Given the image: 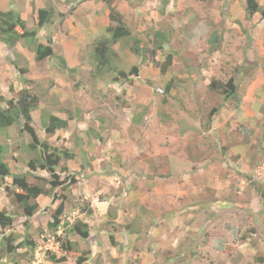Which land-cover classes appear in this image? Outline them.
<instances>
[{
  "label": "rangeland",
  "instance_id": "374dc122",
  "mask_svg": "<svg viewBox=\"0 0 264 264\" xmlns=\"http://www.w3.org/2000/svg\"><path fill=\"white\" fill-rule=\"evenodd\" d=\"M231 1L114 0L133 35L150 47L152 32L165 31L174 51L170 68L161 72L150 55L141 60L115 44V62L139 70L121 85L109 73H94L91 47L109 24L102 0L45 3L66 16L38 39L53 32L54 52L73 72L57 58L36 61L24 43L22 54L0 43V94L15 98L26 88L40 96L32 112L40 138L41 110L69 121L67 130L48 138L72 154L66 164L78 182L68 217L89 223L90 238L79 247L95 249L83 264H264V19L236 23ZM212 31L222 36L216 45L207 41ZM13 60L27 68L24 77L31 82L22 81ZM230 76L240 78L238 104L208 88L211 78ZM169 79L173 89L164 95ZM218 105L205 130L204 113ZM28 140L16 126L0 137L13 173L26 167L20 145ZM48 201L42 196L38 202ZM1 207L15 208L2 184ZM82 207L91 214L79 212ZM47 218L44 212L35 217L34 232ZM20 221L14 231L21 230ZM37 239L40 260L46 249H56L38 233Z\"/></svg>",
  "mask_w": 264,
  "mask_h": 264
},
{
  "label": "trees",
  "instance_id": "16d2710c",
  "mask_svg": "<svg viewBox=\"0 0 264 264\" xmlns=\"http://www.w3.org/2000/svg\"><path fill=\"white\" fill-rule=\"evenodd\" d=\"M102 1L109 9V24L105 27V34L96 38L91 47L95 75L102 76L109 73L112 75V82L118 85L132 81L138 76L137 65L126 70L115 62L114 59L118 56L113 49L115 44L128 47L129 51L141 60H144L147 54L150 55L152 63L157 65L161 72L167 71L174 61V51L168 48L167 33L159 29L153 31L148 37L151 43L148 47L140 35L131 33L114 0ZM161 1L166 3L168 0ZM35 11L34 25L30 26L12 6L6 10L0 9V43L9 51L15 50L17 44L24 43L34 51L36 61L57 58L62 68L73 72L75 68L68 66L66 58L54 52L53 32L46 35L45 41L38 40V33L45 35L46 28L52 26L57 18L63 23L66 13L57 11L53 5ZM244 11L245 20H250L255 13L260 15V19H264V0L262 4L257 0H245ZM235 21L241 24L240 20ZM221 38L220 34L212 31L207 41L209 45H216ZM11 64L24 83L31 82L24 77L27 72L26 67L19 66L14 60ZM238 73L242 75V71L239 70ZM239 83L240 78L235 76L227 79L211 78L208 88L219 94L223 102L234 100L238 104ZM173 84V79L166 82L163 88L164 95L170 94ZM39 102L40 96L26 88H22L15 98H6L0 94V137L9 127L16 126L18 133L29 139L20 145L28 156L25 160L26 167L14 173L4 161L6 145L0 142V185H4L6 195L15 206L11 211L0 208V264H29L36 260L35 250L41 245L37 233L43 236L44 241H49L56 248L53 251L46 249L45 259L49 264H66L70 257L74 259L75 264H83L88 260L91 251L89 248H80L79 241L85 242L90 238V225L80 216L73 219L68 217L72 186L78 182L77 172L70 170L66 164L67 160L72 159L70 151L67 148L51 145L48 138L57 131L67 130L69 121L48 110H41L43 138H40L32 124V112L38 108ZM220 108L221 105H218L207 110L200 126L205 130L210 129ZM91 133L94 131L92 130ZM97 138L100 140V136ZM8 178L11 179L10 183H7ZM42 196L49 199L48 204L44 206L38 202ZM40 212L46 213L48 218L45 227L36 228L38 231L34 232L32 228L35 217ZM79 212L91 214V209L85 210L82 207L79 208ZM18 219L21 220L18 224L21 230L17 232L14 229L15 221L17 220L18 223ZM130 230L135 232L138 229ZM113 237L112 234L109 235V242L116 244Z\"/></svg>",
  "mask_w": 264,
  "mask_h": 264
},
{
  "label": "crops",
  "instance_id": "0c3cea01",
  "mask_svg": "<svg viewBox=\"0 0 264 264\" xmlns=\"http://www.w3.org/2000/svg\"><path fill=\"white\" fill-rule=\"evenodd\" d=\"M46 1H59V0H13V4L15 5V9L20 13L21 17L28 21L29 25H32L34 23L33 20V11L35 9L41 8V7H45V3ZM127 1V0H126ZM259 4H262L263 0H257ZM12 4V0H0V8H2L3 10L8 9ZM244 5H245V0H232L230 6V12L233 14L234 17H232L233 19H238V20H242L245 17V11H244ZM241 12V16L239 14H234V12ZM252 18L254 19H259L260 15L258 13H255ZM245 20V19H244ZM41 34V33H40ZM40 41V39H38ZM43 41V40H41ZM23 46L19 43L16 45V51L20 52L21 54L23 53L21 51V48ZM39 200V199H38ZM42 244L40 246H38V248L35 250V257L36 260L32 261L29 264H39V263H48V261H46L45 257L41 258V260L38 258V255L40 253V249L42 248ZM45 246V245H44ZM90 249V255L91 253H94V250L92 247H88ZM99 253L96 252V255H98ZM69 261H72V258H68L66 264H68ZM87 261V260H86Z\"/></svg>",
  "mask_w": 264,
  "mask_h": 264
},
{
  "label": "clouds",
  "instance_id": "9594fccd",
  "mask_svg": "<svg viewBox=\"0 0 264 264\" xmlns=\"http://www.w3.org/2000/svg\"><path fill=\"white\" fill-rule=\"evenodd\" d=\"M35 11V10H34ZM34 11H33V14H34ZM36 12V11H35ZM33 20H34V18H33ZM32 25H34V23L32 24ZM32 25H30V26H32ZM38 34H40V33H38ZM39 36V35H38Z\"/></svg>",
  "mask_w": 264,
  "mask_h": 264
}]
</instances>
